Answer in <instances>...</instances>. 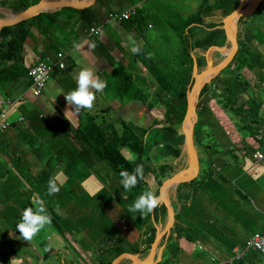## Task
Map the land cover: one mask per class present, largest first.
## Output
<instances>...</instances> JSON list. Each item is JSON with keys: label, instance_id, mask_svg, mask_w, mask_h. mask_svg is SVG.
<instances>
[{"label": "trees", "instance_id": "trees-1", "mask_svg": "<svg viewBox=\"0 0 264 264\" xmlns=\"http://www.w3.org/2000/svg\"><path fill=\"white\" fill-rule=\"evenodd\" d=\"M38 1L17 0L11 7L15 11H20ZM182 1L180 3L176 0H152V5L148 6L146 0L144 7H136L129 18H124L118 24H127L142 35L147 32L145 37L147 40L145 42L144 39L143 45L155 49L149 40L151 32L149 28H153L150 11L154 6L159 16L157 23L165 28V35L175 40L173 45L178 44L172 49L171 57L164 56L162 53L163 56L158 55L156 58V50L155 55L151 57L145 53L144 47H140L141 51L134 54L144 63L151 80H137L130 73H126L123 82L119 79L115 80V84H119L115 87L110 78L112 76L109 75L104 80L107 84L106 89L109 86L116 88L115 96L110 98V94L96 93L104 98L106 103L116 98L126 107L145 106L149 111H153L157 106L162 107L164 118L154 120L153 126L140 127L118 117L116 118L119 124L117 127L115 121L101 120L97 112L88 110L86 113L87 110L82 109L76 125H73L74 122L69 118H62V123L55 132L47 134L45 129L49 126L46 124L49 119L45 115L28 111L26 114L28 122L25 124L24 121L16 122L13 118L11 119L12 112H16L14 105L6 110L5 115L9 118L8 120L11 119V124L5 129H0V204L5 205V209L0 214V252H20L21 244L26 243L19 237V231L15 233L13 240L7 239L8 233L5 228L7 223L16 228L15 225L23 210L33 205L32 198L34 197V200L43 199L52 218L51 224L56 226L55 230L60 235H64L65 229L75 228L77 231H88L94 239L105 238V241L113 242L99 249L102 253L99 264H113L122 254L139 255L145 258L149 253L157 234L155 224H163L162 220L167 215V207L160 205L155 208L152 218L151 214L142 217L138 212L130 213L128 206L145 190H153L158 195L162 182L181 165H175L174 160L181 157L185 137L179 133L176 126L182 124L185 118L188 94L193 85L195 71L201 72L206 67L205 54L209 48L215 45H225L226 37L223 29L220 28L222 20L231 14L241 2V0H190L188 9L185 11L186 2ZM108 2L111 4L114 0H108ZM192 2L196 5L193 6ZM105 4L109 11L112 10L108 3ZM261 6L263 9L260 8ZM78 10L82 11L83 15L88 12L92 13L90 7L70 8L69 13L74 17ZM262 12H264V1L257 9L246 13L240 19L237 31L238 48L233 61L210 82H207L201 90L196 105L198 118L194 133L195 148L198 152L202 151L209 156L220 155V152L213 149L211 145L204 143V133L207 132L213 137L215 130L218 127L222 128L219 119H224L236 134L235 136L243 132L242 138L245 140L243 148L241 144L240 149L234 150H230L227 143H224L227 148L226 153L242 152L246 158L252 160H254L255 151L260 150L264 153V141L258 144L251 143L261 127H264V123H259L256 127L254 126L256 122H252V119L258 117L264 104V96H262L264 94V49L258 47L264 46V33L253 24L255 18L258 20V16L255 15ZM51 15L58 16L59 14L39 12L28 20L0 30V91H3L7 98L13 101L18 98L23 87L31 82L27 75L28 67L24 64L25 46L31 45V42L37 44L38 39H41L43 43L44 40L47 42L39 49L42 53L37 60L39 61L46 57L44 53L50 50V46L53 47L56 44L55 38L50 39L49 35V30L56 23ZM96 18L92 19L90 16L87 24L85 23L87 26L83 28L89 29ZM216 18L221 22H217ZM249 18L251 21L248 20ZM252 26L254 28H251ZM140 34H136L137 37ZM59 42L61 45L62 41ZM58 43L54 48L56 52L63 49L58 47ZM257 43L260 45H256ZM35 47L37 51L38 48ZM122 69H124L123 66L116 67L112 72L113 75L119 77ZM242 69H247L258 79L254 83L256 92L252 96L248 94L252 83L241 73ZM246 95L249 99L246 102H240L241 97ZM239 102L241 107L238 106ZM3 103L5 104L6 100L0 93V112L3 111L1 110ZM94 103L96 105V101ZM105 107L103 115L106 116L109 113L114 119L115 109L112 110V107L108 105ZM83 111L87 114L86 116L81 115ZM28 124L33 130H28ZM52 124L57 125L58 123ZM206 127L210 130L212 128V133L205 129ZM70 132L74 134L73 139L68 137ZM39 133L45 134L44 140L40 143H38ZM155 148H160V155L157 154V159L165 160L160 165H155L151 160L150 153ZM124 149L128 150V155L135 157L134 163H129L125 159ZM48 154L51 155L47 158ZM214 163V161H209V172L213 170ZM136 164L144 165V178L139 180L130 191H126L120 184L119 173L122 169L132 171ZM224 165L227 171L231 168L229 163H224ZM35 169L37 172L34 171ZM60 172H63L66 177H59ZM213 172L210 174L213 175ZM73 174H86V176L78 179ZM50 178H55L60 185V191L52 196L47 195ZM206 178L207 176L199 179L197 177L177 187V201L173 202L176 213L175 222L168 237L162 238L161 243L162 245L166 243V248L157 264H172L178 255L188 253L190 248L183 247L182 240H187L191 247H194L196 243L207 244L211 241L216 244L218 240L222 247L219 251L220 255L227 256L235 254L236 247L241 248L244 253L243 258L226 264H264V252L261 249L244 251L248 241L256 233L264 235V229L259 231L254 227L251 234L245 237L236 235V233L232 235L215 228V223H212L209 216L205 224H200L201 230L204 229L208 234L200 236L199 240H194L191 236V233L198 229L197 217L210 209L204 207L196 209V205L193 204L191 207L195 210L193 220H190V213L184 216V212L190 208L191 203L195 202L200 187L204 192H210V184L205 181ZM212 182L216 188V196L228 197V190L224 184L227 182L225 176L219 174ZM93 183L97 185L96 190L90 188ZM223 186L225 188H222ZM122 191L127 196H123ZM110 192L115 193L114 200ZM232 195L230 193V202L226 206L228 208L237 206L239 210L236 211V218L241 219L247 209L240 206L241 203L235 196L231 203ZM237 195L241 200L248 199L245 193L240 192ZM95 197L100 198L101 204L89 201ZM100 205H104L105 208L97 211ZM75 212L78 213L77 223L82 226L75 223L73 219ZM6 213L12 219H7ZM182 215L187 221L186 226L178 222ZM253 221H256L255 217L250 222L247 220V223H253ZM194 249L191 253L192 264H201L200 260L206 261L208 256H213L212 251L207 248L200 251L195 246ZM104 254L109 256L107 260H103Z\"/></svg>", "mask_w": 264, "mask_h": 264}, {"label": "rangeland", "instance_id": "rangeland-1", "mask_svg": "<svg viewBox=\"0 0 264 264\" xmlns=\"http://www.w3.org/2000/svg\"><path fill=\"white\" fill-rule=\"evenodd\" d=\"M14 1H17V0H3L2 3H4L6 6H1V7H9L10 5H12L14 3ZM29 1H32V0H29ZM118 2L114 1L112 2L110 5L111 6H115V7H118L120 5V1L117 0ZM145 1L146 0H124L123 2V5H132V6H135L138 8V6L140 7H144L145 6ZM190 0H184V2H186L185 4V11L188 9V3H189ZM1 2V1H0ZM176 2H180L182 3L183 1L182 0H176ZM147 3H148V6L152 5V0H147ZM122 4V3H121ZM240 3H238V6H239ZM192 5L195 6L196 3L195 2H192ZM237 6V7H238ZM96 7V8H95ZM106 7L107 5L105 4V0H98V2H96L94 4V6H92L90 8V11H92V13H87V14H84L82 16V21H83V27L84 26H87L85 25V23L87 24L88 22V18L93 14V15H96L98 17L101 18L100 15L103 14V12L106 11ZM261 9L262 6L260 7ZM98 9V11H96ZM70 11V8L69 7H64V8H61L57 14H59L58 16H55V15H51V17L54 19V21H56V24L54 25V27L51 28L50 31V39L52 38H55V41H56V44L59 42V41H62V42H72L71 44H74V42L76 41L77 37L74 36L73 39H70L71 35L67 32V30L63 29L64 27H66L70 21V19H67L65 18V16L63 15V13L65 12H69ZM81 11L78 10V13H80ZM100 12V13H99ZM151 14H152V23H153V28H149V30L151 31L150 32V37H149V40L153 43V46L155 49L153 48H148V46H144V51L147 55L149 56H154L155 55V50H156V58L157 56H163L162 53L164 54V56H168V57H171V51L173 48H176L178 46V44L176 45H173V38L171 39L169 36L165 35L166 33V30L165 28H163L159 23H157L159 21V16L157 15V12H156V9L154 8V6H152V10H151ZM255 16H258V20L255 18V22L253 24H255L257 27H259V29L264 33V12L260 13L259 15H255ZM31 17L27 18L26 20L30 19ZM217 22H221L220 19L216 18L215 19ZM248 20L251 21V18H249ZM250 23V22H249ZM251 28H254L253 26ZM84 35L85 34V31H84V28H82V31L80 33V36L81 35ZM147 39H145V42H146ZM228 42V41H227ZM55 44V45H56ZM96 47L98 48V50H100V55L102 54V41L101 39L95 44ZM256 45H260L259 43H257ZM259 48H262L264 49V46H258ZM28 47L25 48L24 50V54H26L28 51H27ZM87 52L90 53V51L87 49ZM221 52V51H220ZM218 51V53H214L213 55V59L215 62H220L222 61L223 57L220 56V53ZM208 51L206 52L205 56L207 55ZM111 54L113 55V51H111ZM47 55H50L51 58H53L55 56V54H53L50 50L49 51H46V56ZM36 56V55H35ZM199 56H202L199 54ZM103 58V56H102ZM187 59V57H186ZM68 61V56L65 58V62L67 63ZM83 62H84V65L83 67H90L92 68L96 75H99L98 73V68L95 66V64L93 65H89L87 64L86 60L83 59ZM97 62V60H96ZM139 64H141V68H139L137 65H133L130 63L129 67L130 68H125V69H122L120 72H119V80L122 81L125 74L130 70V71H133L134 72V76H137V75H142V78L146 81H149L151 80V76L147 73H145L146 71V68L144 67V65L139 62ZM102 65V64H101ZM103 66V65H102ZM125 67V66H124ZM108 68V67H106ZM145 73V74H144ZM241 73L244 74V76L249 80V81H252V85H251V89L250 91L248 92V94H251V96L253 95L254 92H256V89L254 87V83H256V81L258 80L256 75L255 74H252L250 73L247 69H242L241 70ZM108 73H105V75L103 76V80L106 79ZM73 78V77H71ZM112 82L115 84V77H110ZM53 77L48 81L47 83V86L44 90V93L38 97V101H32L30 98L26 97L24 98V101L22 104H19L17 106H15L16 108V112H13L14 115L11 116V119L13 118L14 121L18 122V118L19 117H24L25 119L23 120L24 123L26 124L28 121L26 119V114L28 111H36L37 113H42L43 115H45L46 117H48L49 121L46 123L48 124L49 126L46 127V132H48L47 134L51 133V132H55L56 128L58 126H60V124L62 123V118H63V115H62V112L59 110V108L56 106V103L53 102V101H49L48 98H47V95H48V88L53 91V90H57L59 89V86H57L55 83L53 84ZM74 85L76 86V82L74 80V84H73V88L74 89ZM119 84H115L114 86H118ZM0 93L2 94L3 96V99L6 100V103L4 104V106L6 107V110H8L10 108V105L12 102H17L19 98H17L15 101L11 100L10 98H7V96L3 93V91H0ZM103 93H106V94H110V98H113L112 96H115L116 94V88L113 89L112 86L109 88H105L103 90ZM262 96H264V94H262ZM248 95H246L245 97H241V100L240 102H246L249 98H247ZM41 101H44V102H47L48 104V107L47 108H44L41 106L40 102ZM96 102L100 103V106L101 107H105L107 106V103L106 101L104 100V98H102L99 94L96 95ZM238 103V106L241 107V103ZM22 106V107H20ZM114 107L117 108L118 107V103L115 102L114 103ZM216 107V105L214 106ZM246 107V106H245ZM70 109H72V107H70ZM93 109V108H92ZM91 109V110H92ZM62 110H66V107L64 106L62 108ZM89 110V111H91ZM117 112H115L114 114V119H112L110 117V114L107 113L106 116L103 115V113H100V112H97L96 114L99 115V118L101 120H104V119H109L110 122L112 121H115V125L118 127L119 124L117 123V120L116 118L120 117V118H123L125 119V121L127 122H132V124H136L140 127H144V128H149L151 126H153V121L154 120H162L164 118L163 114H164V110L162 107L160 106H157L153 111H149L147 110V108L145 106H142V107H139V108H135V107H125V106H122L121 108H117L116 110ZM87 114L84 113L83 116H86ZM7 119V118H6ZM10 119V121H11ZM21 121V122H23ZM54 121V122H53ZM184 121V119H183ZM183 121H182V124L176 126V128L178 129L179 133L182 134L184 136V132H183ZM219 122L221 123V127L223 128H220L218 127L216 130H215V138L212 139L208 134L207 132L204 133V143H207L209 145H211L213 147V149L217 150L218 152H220V155L221 156H224V161H222L221 158H219V162L224 164V163H229L231 164V162L234 161V158L230 155V154H227V148L226 146L224 145V143H227L228 147L230 148H235L236 145H239L241 143L244 142V139L242 138V135H243V132L240 133V135H237V137L235 136L236 134L232 131V129H230V127L228 126V124L226 123V121L224 119H219ZM252 122H256L254 124V126L257 127V125L259 123H264V104H263V107L262 109L260 110V113L258 114V117H255L254 119H252ZM52 123H58L57 125L55 124H52ZM248 126V125H247ZM246 126V127H247ZM20 128V126H19ZM33 130L32 126H29L28 124V130ZM205 129H209V127H206ZM204 129V130H205ZM212 130V128H211ZM246 130H248V128H246ZM16 130L14 129V132ZM13 132V131H12ZM239 134V133H238ZM236 139H234L235 137ZM185 137V136H184ZM45 138V134H41L39 133L38 134V143L42 142ZM70 138L73 139L74 138V134L71 132L70 134ZM239 139H241V142H238ZM237 140V144H235L233 141ZM185 142H186V139H185ZM49 148H50V143L48 144ZM264 148V147H263ZM159 149L160 148H155L151 151L150 153V156H151V160H152V163H154L155 165H160L162 163L165 162L164 159L162 160H158L157 159V154L159 153L160 155V152H159ZM184 149H185V144H184ZM43 151V150H42ZM124 154L125 156L128 155V150L124 149ZM51 154H48L47 155V158L50 156ZM200 156H201V161H202V165L204 167V163H205V157L206 155L204 156L202 151H200ZM217 156L216 154L213 155V158ZM219 156V155H218ZM239 162H241V160H238ZM185 162H186V155H182V157L180 159H178L177 161H175V164H181L180 166L181 167H184L185 166ZM251 165V163H249ZM245 168H247V171H250L251 172V175L254 176L255 173H257L258 171V167L257 165L253 167V165L251 166H245ZM35 172H37V169L34 170ZM74 175V174H73ZM75 177H77L78 179H82L83 177L86 176V174H79V175H74ZM201 176V175H200ZM217 176L214 175V176H209L205 179V181L207 183L210 184V192H204L203 189L200 187V190H199V195L197 196V198L194 200V204L196 205V209H200L201 207H204L205 209H211L210 210H205L203 212V214L201 216H198L197 217V221H198V229L196 231H194L193 233H191V236H193L194 240H199L200 236H204V235H207L208 232L205 231L204 229L201 230V227H200V224H205V221L207 220V217L210 216V220L212 221V223H215V228H220L222 225L224 226H228V227H231L232 225L224 218V216L221 214L220 210H216L213 206H216L218 205L217 203H219L220 201H217L219 198H221V196H216L215 195V192H216V188L212 182L213 179H215ZM169 178V177H168ZM200 178V177H198ZM243 185L244 187L245 186H248L249 183H248V180H243V184H241V182L237 183V184H234V185H230V186H227V190H228V197H226L225 199L228 201L226 202V204H228L230 202V198H229V195L231 193L232 190H237V191H240L242 193H245L241 188H243ZM222 188H225V186H223ZM121 194L123 196H127L126 193H124L123 191L121 192ZM226 194V193H225ZM246 194V193H245ZM247 195V194H246ZM110 196L113 198H115V193L114 192H110ZM248 196V199L246 200H243V204H240V206L244 209H247V211L243 214V217L241 219L237 218L236 219V225L237 226H240V227H243L244 230L246 232H251L253 227L252 226H244V223L247 222V220L250 222L251 220H253V217L256 218V222L253 221V223H251L256 229H259V231H262L261 229H264V226H259V221L262 220L264 221V213H261V211H259L258 209V205H257V202H253L252 199H251V195H247ZM252 196H255V194H252ZM261 197L258 199V204H262L263 203V199H264V194H261L260 195ZM263 196V197H262ZM102 197H104V195H102ZM167 199L170 201V202H176L177 201V198H176V189L175 187H172L167 195H166ZM106 199V197H104ZM34 200V197L32 198V201ZM233 200H234V195H232V199H231V203H233ZM89 201H93V202H99L100 203V198H92L91 200ZM92 204V203H91ZM101 204V203H100ZM264 206V205H263ZM31 207H34L33 205H31ZM5 208V205L3 204H0V214L2 212V210ZM78 208V207H77ZM76 208V209H77ZM105 208L104 205H100L97 209V211H102L103 209ZM175 208H179V206H175ZM190 213V220H193L194 218V214H195V210H193L192 208L190 209H187L185 212H184V216L185 214H189ZM78 215L75 214V217ZM181 215V214H179ZM184 216H180L179 219H178V222L182 225V226H186L187 224V221L186 219H184ZM6 218L7 219H10V215L6 213ZM167 218V216L165 217ZM163 219V223L166 222V219ZM12 219V218H11ZM16 226V225H15ZM259 226V227H257ZM6 231L7 233H9L7 235V239H10V240H13L14 238V235L13 233H16L18 230L15 228V227H12L11 225H9L8 223L6 224ZM56 229V226H52V224L48 225L45 227V229L41 230L36 237L33 238L32 241H26V243H22L21 244V247L24 251L23 252H38L40 255H44L46 253V255L49 254V252H46L48 249H49V245L46 244L44 246H41L43 242H45L48 238V235H50L52 237V241L50 242V245H53L57 240L60 239L59 237V233ZM125 229V228H124ZM163 229H164V226H163ZM68 235L72 236V238L74 239L75 238V235L73 234V232L71 231H68L67 232ZM78 235H80V237L83 234V232L79 231L78 232ZM247 234H243L242 236L245 237ZM67 239V236L66 237H62V240L64 242V239ZM77 240V238H75ZM238 240V239H237ZM165 244V243H164ZM69 245V244H67ZM84 245L87 247L90 245V242L88 240H85L84 241ZM109 245L107 241L103 242L100 244V242L96 243L94 241V243H92L91 245V250H95L97 247L100 248V247H103V246H107ZM66 246V245H65ZM162 246V243L160 242L159 244V248ZM203 246H205L203 244ZM67 247V246H66ZM69 252H75L79 258V260H82V264H86L88 263L87 260L88 259H91V263L90 264H99V263H96L97 261L92 257V253L94 255V257L100 259L102 258V253L101 252H87L86 255L85 254H82L84 253L83 252V247H82V244L80 242H76L75 240L73 241L72 245H69ZM215 255V258L217 260L220 261V263L218 264H225L227 261H231L235 256H236V253L235 254H231V255H220L217 254L215 251H213ZM176 255H178V253H175ZM8 252L6 251H2L0 252V261H4V260H7L8 259ZM148 255V253H147ZM147 255L145 256V258L147 257ZM104 259L103 260H107L108 259V254H104ZM144 258V259H145ZM70 261L73 260L72 257H69ZM191 260H192V256H191V253H186V254H180L178 255V258L173 261L172 264H192L191 263ZM65 261L67 262V264H70L68 261V259L66 258ZM201 264H204L205 263V260L202 259L199 261Z\"/></svg>", "mask_w": 264, "mask_h": 264}, {"label": "crops", "instance_id": "crops-1", "mask_svg": "<svg viewBox=\"0 0 264 264\" xmlns=\"http://www.w3.org/2000/svg\"><path fill=\"white\" fill-rule=\"evenodd\" d=\"M118 2V1H117ZM122 1L120 3V5L118 7L115 6H111V8H119V7H124V8H128L131 7L132 5H123ZM94 5V4H93ZM92 5V6H93ZM96 8V7H95ZM98 11V9L96 10ZM108 12H109V8L106 9L105 12H103L100 17L97 16L94 17L96 18V20H93V24H99L102 25V32L100 35H89L85 29V34L80 36V33L82 31L83 28V22L79 17H72L70 15L69 12H65L63 13V15L65 16V18L70 19L68 25L66 27H64L63 29L67 30V32L71 35L70 39H73L74 36L77 37L76 41L74 42V44H71L72 42H62V44L60 45V42L58 43V47H62L63 49L60 51H63L66 53V57L68 56V61H67V67L64 71L62 70H56L54 75H53V84L55 83L57 86H59V89L57 90H53L51 91L48 88V95L47 98L49 101H53L56 103V106L59 108V110L62 112L63 118H69L71 121L74 122L73 125H76L78 123V119H79V113H75L73 112L74 109H70V107L66 102L65 96L63 93H67L68 91L72 90L73 88V84H74V79L71 78L73 77L74 72L79 71V69L81 67H83L84 62L83 59L86 60L87 64L89 65H93L95 64V66L98 68V73L100 75V78L103 79V76L105 75V73H108V75L110 74V71L113 70L114 67H117L119 65L121 66H125V68H130L129 65L130 63L133 65H137L139 68H141V64H139V62H141L143 65L144 63L139 60V57L135 56L129 49L130 46L132 45V43L134 42L136 45H138L139 47L143 48V42L144 39L146 37L145 35H142L140 33H137L136 31H134V29L130 26H128L127 24H123V25H118L117 23H111L110 19L108 18ZM100 13V12H99ZM151 13V11H150ZM92 17V18H93ZM1 18V17H0ZM2 19V18H1ZM56 23H54L55 25ZM136 34H140L138 37ZM129 37H131V39H129ZM101 39L102 41V54L100 55V50H98V48L96 47V43ZM47 42L44 40V43L41 39H38L37 44H33L31 42V45L29 44V46H25L28 47L27 49V53L24 56V61H25V65L27 67L33 65L36 63V61L42 56V53L39 51L40 48H42V46H44ZM57 45V44H56ZM56 45L52 47V45L50 46V51L55 54L56 56ZM37 46V51H36V47ZM33 47V48H32ZM24 48V50H25ZM58 49V48H57ZM87 49L90 51V53L87 52ZM111 51H113V55L111 54ZM46 54V52L44 53ZM36 55V56H35ZM54 56V57H55ZM103 56V58H102ZM97 60V62H96ZM103 66H102V65ZM108 67V68H106ZM145 67V66H144ZM146 68V67H145ZM74 87H76L74 85ZM30 99L32 101H38L39 99H35L33 97H30ZM107 105L112 107V110L115 109V112H117V108H121L123 105L121 103L118 102V100L115 98L114 100H109L107 101ZM117 102L118 103V107L115 108L114 107V103ZM41 106L44 108L48 107L47 102L41 101L40 102ZM66 107V110H62L63 107ZM126 107V106H125ZM15 109V108H14ZM106 109V107H101L100 103L96 102V105L94 103L93 109L91 110V112H100V113H104V110ZM1 110H6V107L4 106L3 103V108ZM14 111V110H13ZM33 112L35 114H41L42 113H37L36 111H30ZM66 112V113H65ZM86 113L88 112L85 111ZM118 113V112H117ZM14 113L12 112L11 116H13ZM66 115V116H65ZM81 115H84V111L81 112ZM54 122V121H53ZM210 131V128H209ZM214 133V131H213ZM71 134V132H70ZM70 138V136H68ZM215 137L213 136L212 139H214ZM235 144H237V141H233ZM238 142H241V139H239ZM236 145L235 148H231L230 150H234V149H239L238 147L240 146ZM230 154V153H227ZM233 158L234 161L231 162V168L227 171L224 169L225 165L220 163L219 161L216 162L217 160H219L218 158H221L222 161H224V156L221 155H217L213 158V156H209L206 154L205 157V163H204V167L203 170L201 172V177H208V176H214L216 175L217 177L220 175L225 176L226 181L224 182V184L227 186L230 185H234L237 184L239 182H241V184H243V180H248L249 185L245 186L243 185V188H241L247 195H251V199L252 201H256L257 205H258V209L259 211H261V213H264V199H263V203L262 204H258V199L261 197V194H264V160L262 162H255L254 160L250 159V158H246V156H243L241 154H238V152H234L232 154H230ZM214 161V165H213V170L209 172L208 167H209V161ZM238 160H241V162H239ZM74 163V162H73ZM72 163V164H73ZM249 163H251V165L258 167V171L257 173H255L254 176L251 175L250 171H247V168H245V166L247 165L248 167L251 166ZM71 164V165H72ZM70 165V167H71ZM69 167V168H70ZM215 171V172H213ZM213 172L214 174L211 175L210 173ZM92 174V173H91ZM59 177L65 178V174L63 172H60ZM93 190L97 189V185L95 183H93L90 187ZM78 190V189H77ZM238 192L237 190H232L231 194H233L235 196V198L238 199V201L243 204V200L239 199V196L237 195ZM252 194H255V196H252ZM263 197V196H262ZM217 201H220L219 203H217L218 205L214 206V208L216 210H220L221 214L224 216V218L232 225L231 227L228 226H223L221 228H218V230L221 229L222 232L228 233V234H232V235H240L242 236L244 233L249 235L251 234V232H246L244 230L243 227L237 226L236 223V211L239 210L236 206V208H228L226 206V202H228L225 198H219ZM70 202V201H69ZM72 204V203H70ZM95 203H93L92 205H94ZM212 208V207H211ZM210 208V209H211ZM5 209V208H4ZM75 214H77L75 212ZM75 214L73 216V219L75 221V223H77V219H78V215L75 217ZM258 221V220H256ZM254 221V222H256ZM73 223V222H71ZM259 226H264V221L261 220L259 221ZM79 226H82V224L77 223ZM244 226H252L254 228V226L251 223H244ZM257 226V227H259ZM256 230V229H255ZM254 230V231H255ZM71 231L73 232V234L75 235V238H77V240L74 238H72V236L68 235L67 232ZM64 235H59L60 239L57 240L53 245H50V242L52 241V237L50 235H48V238L45 242L42 243L41 246H44L46 244L49 245V249L46 252H49L48 255H46V253L44 255H40L38 252H23L24 250L22 248H20V252H8V259L4 260V261H0V264H67V262L65 261V259L67 258L68 261H70L69 257H72L73 260H71L69 263L70 264H82V260H79L77 254L75 252H69V245H72L73 241L75 240L76 242H80L82 244L83 247V252L82 254H85L87 252H99V249L102 248H96L95 250H91V245L92 243H94V241L96 243L100 242V244L103 242H105V238H100L98 239H94L92 236H90V234H88V231H84L82 230L81 232H83L84 235H82L80 237V235H78V232L75 228L73 229H65L64 230ZM254 233V232H253ZM9 234V233H8ZM14 238H15V233H13ZM64 239V242L62 240V237H66ZM13 238V239H14ZM88 240L90 242L89 246H85L84 245V241ZM163 240V239H162ZM26 240H23V242ZM216 244L214 241L211 242H207V244H204L205 247L209 250V251H221L222 247L219 244L220 242L218 240H216ZM69 244V245H67ZM108 244L111 245L113 244L112 241H108ZM181 244L183 247H187L190 248L188 253H192L194 252V247H191L189 242L187 240H182ZM188 244V245H187ZM67 247H66V246ZM104 247V246H103ZM166 248V246H165ZM53 251V252H52ZM54 254V255H53ZM92 257L97 261L96 263H99L100 259L94 257L93 253H92ZM140 258V257H139ZM142 259V258H140ZM88 263L86 264H90L91 263V259L87 260ZM206 263V261H205ZM204 263V264H205ZM119 264H134V262L130 259H125L122 260Z\"/></svg>", "mask_w": 264, "mask_h": 264}, {"label": "clouds", "instance_id": "clouds-1", "mask_svg": "<svg viewBox=\"0 0 264 264\" xmlns=\"http://www.w3.org/2000/svg\"><path fill=\"white\" fill-rule=\"evenodd\" d=\"M63 1H73V0H63ZM79 1L82 2L84 0H79ZM114 1L117 2V0H114ZM119 1L121 3L124 0H119ZM96 2H98V0H95V2L93 4H95ZM105 3H108L110 5V3L108 2V0H105ZM250 3H254V0H252V2H250ZM93 4H91L88 7L91 8ZM1 6H6V5L3 4V3H0V17L2 18V19L0 18V22H10V21H12V20L15 19V16L17 15L18 12L22 11V10L15 11L11 7V5L9 7H1ZM88 7H84V8H88ZM49 8L46 9V10L40 11V12L57 13L61 9V8H54V7H52L51 9H49ZM62 8H64V7H62ZM69 8H76V7H69ZM84 8H76V9H84ZM106 9H108V8L106 7ZM135 9H136L135 6H131V7H128V8H124V7L112 8V10H110L108 12V15H109L108 18L110 19V22L111 23L120 24L122 21L119 22L118 20H116V18H114L113 16H111V14L112 13L129 12V14L131 15V13H133L135 11ZM118 10H121V11H118ZM250 12H252V11H250ZM130 15H129V17H130ZM33 16H31V17H33ZM82 16H83L82 11L80 13L75 14V17H79L81 20H82ZM93 16L95 17L96 15H93L92 14L91 15V18ZM243 16L241 18H243ZM129 17H127V18H129ZM225 19L222 20V25L220 26L221 29H223L222 26H223V22H224ZM239 21L237 23V28H236V38H237V42H238L237 31H238ZM91 27H100L101 28V32H102V25L93 24L92 26H90V28ZM2 28H4V27H0V30ZM90 28L89 29L86 28L85 31L89 35H94V34L90 33ZM101 32H100V34H101ZM100 34H98V35H100ZM129 39H131V37H129ZM214 47H220V48L221 47H227V48H229L230 47V43L227 42V38H226V43H225L224 46L215 45V46H212L211 48H209V51L212 48H214ZM129 50L133 54H138L141 51L140 47L138 45H136L134 42L130 46V49ZM57 52H59V51H57ZM57 52H56V54H57ZM61 52H63V51H61ZM216 52L218 53V51L216 50V51L212 52L209 55V56L212 57L213 65L219 63V62H215L214 59H213V55ZM219 54H220L221 57H223V59H225V56H222L221 53H219ZM207 56H208V53H207L206 57ZM53 58H56V56L53 57ZM37 62L38 61H36V63ZM35 64H33V65H35ZM33 65H31V66H33ZM31 66L28 67V71H29V68ZM119 66H121V65H119ZM66 67H67V63H66ZM115 68L116 67H114L113 70L110 71V74L109 75L112 76V77H115V80H117V79H119V77L114 76L113 73H112ZM205 68L206 67H204L202 69V71H204ZM65 69L66 68H64V69H60L58 67L55 68L52 71V74H51L50 78L47 80L46 86H47L48 81L53 77V75H54V73H55L56 70H62V71H64ZM124 69H125V67H124ZM201 72H198V73H201ZM127 73H130L133 77H136L137 80H139V79L142 80L143 79L142 78V75L134 76V72L133 71H130L129 70ZM145 73L149 74V72L147 71V68H146ZM109 75H107V76H109ZM28 77L31 80V77L29 75H28ZM73 79L76 82V87L74 89L68 91L67 93H63L64 96H65V99H66L67 104L69 106H72V108L74 109L73 112H75V113H79L82 109L83 110H91L93 108L94 102L96 100V93L97 92H103V90L107 86L106 81H104L98 75H96L95 71L92 68H90V67H81L79 69V71L74 72ZM123 81H124V78H123L122 82ZM250 82L252 83V81H250ZM31 84H32V80H31V82H30V84L28 86L23 87V89L20 91V93L18 95V98H19L18 101H17L18 103L16 104L15 102H12V104L10 106H13L14 105V108H15V106L23 103L24 98H26V97H28V98L33 97L35 99H38V97L41 96L44 93V90H45L46 86H45V88L43 89L42 93L39 96L32 95L31 94V91H30ZM198 98H199V96H198ZM20 107H22V106H20ZM15 110H16V108H15ZM196 113H197V110H196ZM197 118H198V115H197ZM24 119L25 118L22 116V117H19L17 121H23ZM210 132L212 133V130H210ZM194 133H195V131H194ZM210 137L212 138V136H210ZM235 141H237V140H235ZM241 144H242V148H243V145L245 144V140ZM238 148L240 149L241 148V145ZM196 152H197L198 159H199V172H198L197 176L194 179H196L197 177H200L201 172L203 170V165H202V163L200 164V160H201L200 152H198L197 149H196ZM243 152L245 153L244 149H243ZM238 154H241V155L245 156L242 152H238ZM182 155H186L185 166L184 167L179 166V168L176 169L172 173V175L170 177H172L174 173L179 172V171H181V170H183V169L186 168L187 161H188V157H187V152L185 151V149H183L182 154H181V157H182ZM203 155L205 156L206 153L204 154V152H203ZM125 159H127L129 161V163H134L135 162V157L133 155H127L125 157ZM177 160H174V164H175V161H177ZM255 162H257V161H255ZM175 165H180V164H175ZM200 169H201V171H200ZM119 175L121 177L120 184L122 185L123 189L126 190V191H130L132 188H134L138 184L139 180H142L144 178V165L143 164H136L135 168L132 171H129L127 169H122L120 171ZM169 178H166V180L169 179ZM166 180H164V181H166ZM164 181L162 182V184L164 183ZM161 186H160V188H161ZM160 188H159V190H160ZM175 189H177V187H175ZM159 190H158V193H159ZM59 191H60V185L58 184L57 180L55 178H50L49 181H48L47 195L52 196V195L57 194ZM167 193H166V195H167ZM93 195H97V194L96 193H93ZM160 202H161V197L158 196V195H156V193L153 190H150V189L149 190H145L139 196H137V198L134 200V202L132 204H130L128 206V212H130V213H137L138 212V213H140V215L142 217H145V216L151 214L154 211V209L157 208L158 206L164 205V204H160ZM32 203H33L34 207H27V208H25L23 210V212H22V215H21L19 221L16 223V229L19 231V237L22 238L23 240H26V241H32L33 238L36 237L37 234L41 230L45 229L46 226H48V225L51 224V219H52L51 218V215L49 214L48 209H47V207L45 205V202L43 201V199H39V198L38 199H35V200H33ZM171 204L173 206V202H171ZM193 204H194V202L190 204V208L192 207ZM173 209H174V207H173ZM167 219H168V217L166 218V221H167ZM152 222L155 224L154 221H152ZM165 224H166V222H165ZM155 226H158L161 229H163V226H165V225L163 223L162 225H156L155 224ZM161 242H162V240H161ZM196 247L200 251H204V249L206 248L205 246H203L202 243H196ZM236 248H239V247H236ZM216 253L219 254L220 252L218 251ZM162 255H163V253H162ZM215 255L216 254L213 253V256H208L206 258V263L205 264H218V263H220V261L215 258ZM142 259H144V258H142ZM212 259H214L215 261L212 262ZM227 262H229V261H227Z\"/></svg>", "mask_w": 264, "mask_h": 264}, {"label": "water", "instance_id": "water-1", "mask_svg": "<svg viewBox=\"0 0 264 264\" xmlns=\"http://www.w3.org/2000/svg\"><path fill=\"white\" fill-rule=\"evenodd\" d=\"M262 1L264 0H254V3H250L252 2V0H241L239 6L224 20L222 26L225 37L227 38V41L230 43V47L212 48L208 52V56L206 57L205 70L202 71L201 73L195 71L193 85L188 94L187 110L183 121V132L186 139L185 151L187 152V157H188L187 166L185 169L174 173L172 177L164 181L158 193V196L161 197L160 204H164L168 210L167 211L168 219L166 221L164 229H161L160 227L156 226L157 228L156 238L152 244V247L146 259H140L139 255L122 254L119 257H117V259L113 262V264H119L122 260L125 259L132 260L134 264H157L161 260L162 253L165 249L166 243L163 244L160 248H159V244L164 236L168 237V233L172 229L175 222V211L173 209L171 202L167 199L166 193L172 187H178L179 185L191 182L199 172V159L195 149V140H194V131L197 123L196 105L198 102V96L200 95L204 85L207 82H210L216 75L219 74V72L222 69L227 67V65H229L233 61L238 48V42L236 38L237 23L243 15L257 9V7ZM94 2L95 0H84L82 2L79 0H75V1L74 0L73 1L40 0L36 3L27 6L22 11L18 12L14 20L10 22H0V27H8L17 24L33 16L34 14L39 13L40 11L46 10L45 6H49L50 7L49 9H51L52 7L84 8L90 6ZM229 27L232 29V31H230ZM221 49H225L226 53L224 54L221 51ZM216 50L219 52L221 51L220 53L222 56H225V59L213 65L212 57L209 55ZM194 67L195 69L197 68L196 60ZM154 211L151 213L152 217Z\"/></svg>", "mask_w": 264, "mask_h": 264}, {"label": "built area", "instance_id": "built-area-1", "mask_svg": "<svg viewBox=\"0 0 264 264\" xmlns=\"http://www.w3.org/2000/svg\"><path fill=\"white\" fill-rule=\"evenodd\" d=\"M129 12L123 13H112L111 16L116 18L119 22L123 18L129 17ZM101 32L100 27H91L90 33L98 35ZM66 54L64 52H57L56 58H51L47 55L45 58L39 60L35 65L31 66L28 71V75L31 77L32 84L30 87L31 94L34 96H39L46 86L47 80L50 78L52 71L55 68L64 69L66 68L65 62ZM12 104V103H11ZM6 110L0 112V129H5L11 124L9 118L5 115ZM7 118V119H6ZM264 141V127L261 128L260 132L252 139V143L258 144ZM253 158L255 161L259 162L264 159V153L257 150L253 153ZM249 249H261L264 252V235L256 233L249 241L244 251ZM236 256L230 261L232 263L234 260H239L243 258V251L241 248H235ZM215 260L212 259V262ZM227 263V262H226Z\"/></svg>", "mask_w": 264, "mask_h": 264}, {"label": "bare ground", "instance_id": "bare-ground-1", "mask_svg": "<svg viewBox=\"0 0 264 264\" xmlns=\"http://www.w3.org/2000/svg\"><path fill=\"white\" fill-rule=\"evenodd\" d=\"M49 6H45V9H48ZM230 28V27H229ZM230 31H232V29L230 28ZM221 51L225 54L226 53V50L225 49H221ZM171 187V186H170ZM170 189V188H169ZM168 192V191H167Z\"/></svg>", "mask_w": 264, "mask_h": 264}]
</instances>
